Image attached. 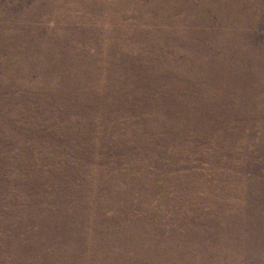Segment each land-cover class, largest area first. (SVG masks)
Instances as JSON below:
<instances>
[{"label": "rangeland", "instance_id": "rangeland-1", "mask_svg": "<svg viewBox=\"0 0 264 264\" xmlns=\"http://www.w3.org/2000/svg\"><path fill=\"white\" fill-rule=\"evenodd\" d=\"M0 264H264V0H0Z\"/></svg>", "mask_w": 264, "mask_h": 264}]
</instances>
